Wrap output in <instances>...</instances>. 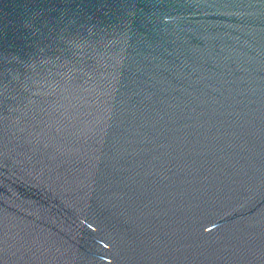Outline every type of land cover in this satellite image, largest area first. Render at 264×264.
I'll list each match as a JSON object with an SVG mask.
<instances>
[{"label":"water","instance_id":"obj_1","mask_svg":"<svg viewBox=\"0 0 264 264\" xmlns=\"http://www.w3.org/2000/svg\"><path fill=\"white\" fill-rule=\"evenodd\" d=\"M0 264H264V0H0Z\"/></svg>","mask_w":264,"mask_h":264}]
</instances>
